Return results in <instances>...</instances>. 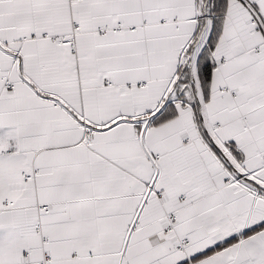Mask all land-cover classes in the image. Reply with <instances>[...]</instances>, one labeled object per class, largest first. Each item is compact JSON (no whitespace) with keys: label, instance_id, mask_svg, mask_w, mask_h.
Masks as SVG:
<instances>
[{"label":"snow or ice","instance_id":"snow-or-ice-1","mask_svg":"<svg viewBox=\"0 0 264 264\" xmlns=\"http://www.w3.org/2000/svg\"><path fill=\"white\" fill-rule=\"evenodd\" d=\"M0 264H264V0H0Z\"/></svg>","mask_w":264,"mask_h":264}]
</instances>
